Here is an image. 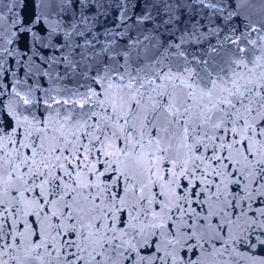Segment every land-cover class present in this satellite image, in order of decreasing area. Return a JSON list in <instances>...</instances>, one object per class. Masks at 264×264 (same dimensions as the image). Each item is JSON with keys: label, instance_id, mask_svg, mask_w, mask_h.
I'll return each mask as SVG.
<instances>
[{"label": "snow or ice", "instance_id": "6c2138e0", "mask_svg": "<svg viewBox=\"0 0 264 264\" xmlns=\"http://www.w3.org/2000/svg\"><path fill=\"white\" fill-rule=\"evenodd\" d=\"M0 264H264V0H0Z\"/></svg>", "mask_w": 264, "mask_h": 264}]
</instances>
